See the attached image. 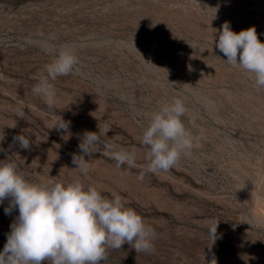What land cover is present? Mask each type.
Returning a JSON list of instances; mask_svg holds the SVG:
<instances>
[{
	"label": "rangeland",
	"instance_id": "obj_1",
	"mask_svg": "<svg viewBox=\"0 0 264 264\" xmlns=\"http://www.w3.org/2000/svg\"><path fill=\"white\" fill-rule=\"evenodd\" d=\"M225 22L237 34L255 27L264 43V0H0V161L30 182L79 179L119 195L156 231L154 252L125 243L101 264H264V89L216 47ZM61 45L75 49L78 71L52 81L49 107L32 88ZM173 98L200 139L168 172L150 173L142 134ZM58 115L68 133L51 129ZM106 126L104 139L137 150L136 166L100 151L84 175L73 154L85 131ZM21 134L27 150L13 139ZM8 205L0 252L19 215Z\"/></svg>",
	"mask_w": 264,
	"mask_h": 264
},
{
	"label": "clouds",
	"instance_id": "obj_2",
	"mask_svg": "<svg viewBox=\"0 0 264 264\" xmlns=\"http://www.w3.org/2000/svg\"><path fill=\"white\" fill-rule=\"evenodd\" d=\"M216 47L227 57V64L251 74L255 86L264 89V43L258 39L255 27L237 34L225 22ZM78 64L74 48L59 46L52 62L45 66L47 75L39 77L34 84L33 94L42 97L49 107L54 106L57 89L52 81L78 71ZM186 112L184 100L173 98L152 114L141 138L148 153L147 172H168L183 156L190 154L194 139H200L194 138L185 126L182 117ZM18 114L23 118L22 111L18 110ZM70 123L58 115L51 129L68 133ZM109 131L106 126L103 131L99 128L98 133L84 132L78 146L80 154L72 157L75 169L87 175L90 159L85 157L91 158L100 151L114 159L117 168L136 166L137 150H128L104 139ZM3 139L2 134L0 141ZM13 139L22 149L30 148V140L23 134ZM143 178V175L138 177ZM6 199L9 205L4 209L5 214L18 209L19 215L10 225L7 242L0 252V264H101L107 259L109 249H121L125 243L137 253L155 251V229L127 207L123 197L104 196L79 179L70 183L58 182L56 178H49L46 183L30 182L16 163L5 159L0 161V204ZM217 226L218 223L209 229L213 243Z\"/></svg>",
	"mask_w": 264,
	"mask_h": 264
}]
</instances>
